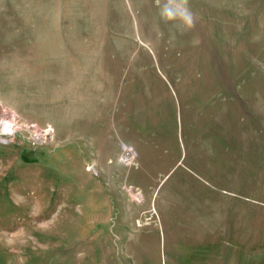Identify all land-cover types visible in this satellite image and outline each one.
Segmentation results:
<instances>
[{
  "label": "rangeland",
  "instance_id": "374dc122",
  "mask_svg": "<svg viewBox=\"0 0 264 264\" xmlns=\"http://www.w3.org/2000/svg\"><path fill=\"white\" fill-rule=\"evenodd\" d=\"M167 2L0 0V264H264V0Z\"/></svg>",
  "mask_w": 264,
  "mask_h": 264
},
{
  "label": "clouds",
  "instance_id": "9594fccd",
  "mask_svg": "<svg viewBox=\"0 0 264 264\" xmlns=\"http://www.w3.org/2000/svg\"><path fill=\"white\" fill-rule=\"evenodd\" d=\"M161 15L168 21H179L186 27H191L193 17L188 8V0H168L164 5Z\"/></svg>",
  "mask_w": 264,
  "mask_h": 264
},
{
  "label": "built area",
  "instance_id": "2783aa9c",
  "mask_svg": "<svg viewBox=\"0 0 264 264\" xmlns=\"http://www.w3.org/2000/svg\"><path fill=\"white\" fill-rule=\"evenodd\" d=\"M0 128L3 130V128H5V123L3 124L0 122ZM0 134H2V133L0 132ZM122 150H123L122 161L124 162V164L127 166L135 165V160L137 158V154H136L135 150L133 149V147L131 145L122 144Z\"/></svg>",
  "mask_w": 264,
  "mask_h": 264
},
{
  "label": "bare ground",
  "instance_id": "6f19581e",
  "mask_svg": "<svg viewBox=\"0 0 264 264\" xmlns=\"http://www.w3.org/2000/svg\"><path fill=\"white\" fill-rule=\"evenodd\" d=\"M12 126H14L12 122H10V123L6 122V123H5L4 131H5V130H9L10 127H12ZM8 132H9V131H8ZM127 145H129V144H127Z\"/></svg>",
  "mask_w": 264,
  "mask_h": 264
}]
</instances>
